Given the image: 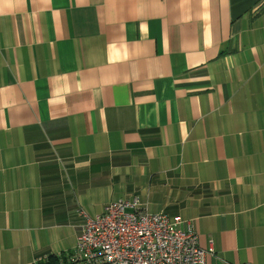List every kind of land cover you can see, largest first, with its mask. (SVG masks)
Returning a JSON list of instances; mask_svg holds the SVG:
<instances>
[{
    "label": "crops",
    "instance_id": "crops-1",
    "mask_svg": "<svg viewBox=\"0 0 264 264\" xmlns=\"http://www.w3.org/2000/svg\"><path fill=\"white\" fill-rule=\"evenodd\" d=\"M134 197L264 264V0H0V264Z\"/></svg>",
    "mask_w": 264,
    "mask_h": 264
},
{
    "label": "built area",
    "instance_id": "built-area-1",
    "mask_svg": "<svg viewBox=\"0 0 264 264\" xmlns=\"http://www.w3.org/2000/svg\"><path fill=\"white\" fill-rule=\"evenodd\" d=\"M82 216V233L66 264H207V257H215L211 247L199 246L192 222L150 213L137 197Z\"/></svg>",
    "mask_w": 264,
    "mask_h": 264
},
{
    "label": "trees",
    "instance_id": "trees-1",
    "mask_svg": "<svg viewBox=\"0 0 264 264\" xmlns=\"http://www.w3.org/2000/svg\"><path fill=\"white\" fill-rule=\"evenodd\" d=\"M55 262L56 263L58 262L57 259L53 258V257H50L45 264H55Z\"/></svg>",
    "mask_w": 264,
    "mask_h": 264
}]
</instances>
